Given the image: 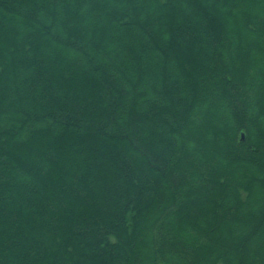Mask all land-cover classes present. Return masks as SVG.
Masks as SVG:
<instances>
[{"label":"trees","instance_id":"trees-1","mask_svg":"<svg viewBox=\"0 0 264 264\" xmlns=\"http://www.w3.org/2000/svg\"><path fill=\"white\" fill-rule=\"evenodd\" d=\"M0 264H264V0H0Z\"/></svg>","mask_w":264,"mask_h":264},{"label":"rangeland","instance_id":"rangeland-1","mask_svg":"<svg viewBox=\"0 0 264 264\" xmlns=\"http://www.w3.org/2000/svg\"><path fill=\"white\" fill-rule=\"evenodd\" d=\"M254 1H256L257 2V4H259V2L261 1V0H254ZM251 9H253L254 10V8H251ZM261 16V15H260ZM254 209V207L252 206V207H250V208H248L247 210H250V211H252ZM242 212V214L244 215V214H247L246 212H245V210H242L241 211ZM254 213V212H253ZM245 216V215H244Z\"/></svg>","mask_w":264,"mask_h":264}]
</instances>
